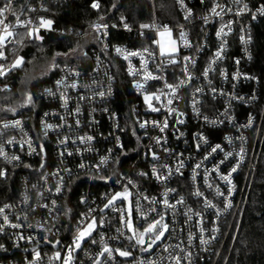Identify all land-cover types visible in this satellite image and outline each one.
<instances>
[{
	"label": "built area",
	"instance_id": "built-area-1",
	"mask_svg": "<svg viewBox=\"0 0 264 264\" xmlns=\"http://www.w3.org/2000/svg\"><path fill=\"white\" fill-rule=\"evenodd\" d=\"M147 1L152 9L145 24L148 28L100 21L92 25L90 34L95 36L96 47L91 51V67L61 69L53 85L41 93L49 107L41 111L36 122L25 113L0 121L4 152L0 155V173H4L0 179L14 175L21 186L15 198L0 202L4 209L0 214V256H10L0 259V264H63L65 260L69 264L215 263L222 253L227 227L231 230L227 220L239 216L241 222L246 195L240 192L238 182L245 178L249 183L256 170L259 155L251 138L256 135L259 140L264 121V112L260 119L255 112L260 103L259 80L247 70L254 56L253 27L264 21V1L173 0L178 16L171 22L160 19L156 0ZM46 2L36 0L29 9L46 10ZM214 7L219 15L212 12ZM5 16L8 30L14 34L0 49L6 57L0 58L4 73L0 78L14 69L8 46L16 43L18 33L50 30L43 23L46 20L17 16L15 0ZM165 26L171 36L163 37L175 41L176 50L161 54L160 33ZM112 30L136 32L138 37H133L134 44L116 43L110 41ZM112 60L122 65L138 98L130 106L128 121L136 129L138 154L147 167L139 168L136 177L112 172L118 154L125 153L121 133L128 131L122 116L109 106L117 83ZM103 119L110 125L107 132L102 128ZM46 145L55 155L54 164L49 161ZM217 145L220 147L213 152ZM228 153L231 155L226 156ZM233 167H237L235 172ZM21 168L23 174H19ZM78 174L92 184L107 186V190L90 197L92 201L82 197L80 208L75 209L67 199ZM224 176L230 183L221 178ZM146 179L154 187L142 182ZM126 190L132 192L137 229L161 216L169 225L163 241L149 252L141 250L147 244L141 246L128 239L133 233L126 227L130 217L125 201L105 207ZM181 198L183 203H178ZM93 217L96 230L74 249L78 230ZM105 245L112 249L111 255H101ZM69 249H74L70 258ZM116 249L131 255L121 256Z\"/></svg>",
	"mask_w": 264,
	"mask_h": 264
},
{
	"label": "trees",
	"instance_id": "trees-1",
	"mask_svg": "<svg viewBox=\"0 0 264 264\" xmlns=\"http://www.w3.org/2000/svg\"><path fill=\"white\" fill-rule=\"evenodd\" d=\"M35 2L36 0H15L16 15L22 18L30 17L38 22L40 19L51 21L50 30L31 35L26 32L18 33L15 37L16 43L8 46L9 63H14L20 57L24 58V62L22 66L12 69L9 74L0 78V121L25 113L36 122L41 111L49 107L41 98V93L43 89L53 85L61 69L66 66L81 69L91 67V51L96 47V39L90 34V29L95 22L142 26L152 17L151 5L147 0H47L46 10L36 8L31 11L29 7ZM155 2L161 20L171 22L174 16H178L173 0ZM4 3L5 0H0V5ZM94 4L98 7H93ZM133 37H138L136 32L128 34L122 30H112L110 41L134 44L136 39ZM253 37L254 56L247 70L259 80L260 103L255 112L260 119L261 113L264 112V21L254 25ZM81 50L84 52L82 56L79 55ZM111 64L117 83L115 97L109 106L114 108L122 116V122L128 125V131L121 133L125 153L118 154V162L112 172L117 176L124 174L136 177L135 173L139 168L146 170L147 167V162L138 154L136 129L128 121L130 106L137 102L138 98L131 89V81L124 73L122 65L116 60H112ZM29 94L32 102L26 103ZM245 111L242 108L243 114ZM242 113L240 110V114ZM109 126L107 120L103 119L104 132L110 130ZM215 134V137L219 136L218 132ZM108 141L113 139L109 138ZM251 146L253 150L256 148L259 157L249 183L246 184L245 178L238 182L240 192H245L246 195L241 222L239 223V216L237 219L235 217V220L234 217H229L227 226L231 227V230L227 227L226 239L221 243L223 248L220 257L215 263L207 261L203 264H264V121L259 140L257 141L256 135L252 137ZM46 148L49 161L54 164L55 155L49 152L47 145ZM23 173L21 168L19 174ZM73 181L77 183L72 186L67 202L75 209L80 208L82 197L92 198L93 195L98 196L101 190H107V186L101 183L92 184L80 174L75 176ZM143 181L147 186L154 187L149 179ZM20 188L17 176L10 175L5 181L0 179V202L15 198ZM9 257L3 255L0 259Z\"/></svg>",
	"mask_w": 264,
	"mask_h": 264
},
{
	"label": "snow or ice",
	"instance_id": "snow-or-ice-1",
	"mask_svg": "<svg viewBox=\"0 0 264 264\" xmlns=\"http://www.w3.org/2000/svg\"><path fill=\"white\" fill-rule=\"evenodd\" d=\"M240 0H234V3H239ZM11 4H12V0H6V3H4L3 5H0V25H3V34H0V49H2L4 47V44H5V40H7L8 38L12 37L13 36V32L12 31H9V27L10 25L9 24H6L5 23V20H6V16H5V13L6 12H9L11 11ZM93 7H98V5L94 4ZM247 7V5H245V8ZM227 11H231V9H227ZM212 12L216 15H219L218 12H216V8L214 7L212 9ZM261 14L264 15V8L261 9ZM13 15H15L13 13ZM17 19V22L18 23H22L19 21V18L16 17ZM206 19V18H205ZM28 23H31L30 21ZM43 23H46L48 25L51 24V21H44ZM25 27L27 25H24ZM106 27V26H105ZM125 27H127V25H125ZM141 27L143 28H148L149 25H142ZM37 31L39 29H36ZM223 31V29H221V32ZM29 35H31V32L28 33ZM165 34H167L169 37L171 36V32L170 30L167 28V26H165V29L163 32L160 33L161 36H164ZM221 33L218 32L217 35L219 36ZM18 35V34H17ZM185 37V34L183 32L180 33V38L183 40ZM157 43H159V41H157ZM171 45H172V51H175V41H170ZM117 51H121L120 49H117ZM147 51V49L145 50ZM160 51H161V54L164 53V45L161 44L160 46ZM138 53H132V55H137ZM217 57L220 56V52H217ZM0 58H5L4 57V53L3 51H0ZM185 59H189V58H185ZM24 62V58L23 57H20L18 59L15 60V62L13 63L12 67L13 68H16V67H19V66H22ZM2 67V66H0ZM3 71H0V75H3ZM205 76L208 75V72L205 71L204 73ZM154 78V77H153ZM60 83V82H58ZM72 87H75V85H72ZM138 87H141V85H138ZM169 88L172 87V85H168ZM50 93H51V90H48ZM199 91V89H198ZM101 96L104 95V93H100ZM145 99L148 100L150 99V97L148 96H145ZM157 99H159V97H157ZM32 102V98H31V95L29 94L28 97H27V101L26 103H31ZM169 103H171V100H169ZM154 111L157 110V109H153ZM16 125H19L20 124V121L17 120L15 122ZM141 127H144L143 124L140 125ZM165 126H167V123L165 122ZM5 128L9 127V125L5 124L4 125ZM48 128H51L52 126L51 125H47ZM161 131H163V128H161ZM88 139L90 140L91 137H88ZM9 143H12V141H8ZM159 142V141H157ZM220 146L217 145L216 148H213L212 151L215 152L217 150V148H219ZM0 155H4V152H3V148L0 147ZM231 153H228L226 154V156H230ZM13 159H19L18 157H13ZM221 163H223V161H221ZM83 167V165L81 166ZM197 167H199V165H197ZM238 167V165H237ZM237 167H233L232 168V172H235L237 170ZM153 171H155V169H153ZM4 173H0V175H3ZM222 179H225L226 181H228L230 183V180L228 179L227 176H224V177H221ZM57 191L59 192L60 191V188H57ZM117 195H122V194H117ZM197 195H202V193H197ZM113 199H115V197H113ZM112 203V201L110 200L108 202V204L105 205V207H108L110 204ZM165 204H167V201L165 200L164 201ZM178 203H183V199L181 198L180 201H178ZM210 203V202H209ZM170 207H175L174 205H170ZM4 212V209L3 208H0V214H2ZM128 215L129 217H131V209H129L128 211ZM198 215V214H197ZM5 221H7V216L4 217ZM102 223V222H101ZM11 227L13 228H19L21 227L20 225H17V224H11ZM96 227H97V221L96 219L93 217L91 219V222L87 223L86 226L82 229V230H78V235L77 237L75 238V241H74V249H79L81 247V242L86 238V237H91L92 236V233L93 231L96 230ZM126 227L129 229V230H132L133 229V223H132V220L129 219L127 222H126ZM0 231H3V227L0 226ZM119 231V230H118ZM169 232V225L168 223L164 222V217L161 216L160 219L158 220H155L154 222H151L148 224L147 227H145L143 229V231H133V235L132 236H129L128 239L129 240H133L135 239V243L138 244V245H145L147 244L146 247H142V251H145V252H149L152 250V248L154 246H156L158 244V242H160L161 240H163L165 238V234ZM150 237L149 240H145V237ZM23 238V237H21ZM95 242V241H93ZM102 242V241H101ZM0 247H3L2 245H0ZM178 247V246H177ZM74 249H69V258L71 257V252L74 250ZM116 251L119 253V255L121 256H130L131 255V252L129 251H121L120 249H116ZM165 251H167V249H165ZM111 252H112V249H110L109 247H107V245H105L104 249H103V252L101 253V255H103L104 253H108L109 255H111ZM37 257L39 258V253H36ZM189 256L191 255V253L188 254ZM60 254L59 252L56 253V257L59 258ZM175 259L177 261H179V257H175ZM63 264H69V260H65L63 262ZM97 264H99V262H97Z\"/></svg>",
	"mask_w": 264,
	"mask_h": 264
},
{
	"label": "rangeland",
	"instance_id": "rangeland-1",
	"mask_svg": "<svg viewBox=\"0 0 264 264\" xmlns=\"http://www.w3.org/2000/svg\"><path fill=\"white\" fill-rule=\"evenodd\" d=\"M45 26L46 27H49L50 25L46 24L45 23ZM160 43L164 45V52H172V45L170 43V38H168L167 36L166 37H163L161 36L160 37ZM84 54V52L81 50L79 51V55L82 56ZM20 67V66H19ZM118 194H122V195H117L115 196V199L112 200V204L113 203H117L119 201H125V205H126V210L127 212L129 211V209H131V217L129 219L132 220V223H133V229L130 230V232L133 233V231H143L140 230V229H137L135 224H134V220H133V201H132V192L130 190H126V191H123V192H120ZM154 222V221H153ZM147 227V226H146ZM88 237H86L83 241H85ZM150 238V237H149ZM147 239V236L145 237V240ZM83 241L81 242V244L83 243ZM147 241V240H146ZM163 240H161L159 243H161ZM156 246H154L153 248H155ZM152 248V249H153Z\"/></svg>",
	"mask_w": 264,
	"mask_h": 264
}]
</instances>
